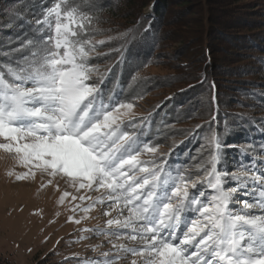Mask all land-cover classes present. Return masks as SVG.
I'll use <instances>...</instances> for the list:
<instances>
[{
    "label": "snow or ice",
    "instance_id": "1",
    "mask_svg": "<svg viewBox=\"0 0 264 264\" xmlns=\"http://www.w3.org/2000/svg\"><path fill=\"white\" fill-rule=\"evenodd\" d=\"M96 7L92 0H50L32 35L17 37L19 47L0 45V150L26 169L7 175L21 181L39 173L47 177L42 188L55 182L58 191L63 180L74 190L57 201L70 205L67 223L80 225L97 209L107 217L102 228L79 229L78 242L104 237L110 250L101 258L65 257L74 264H264V119L238 116L229 125L225 116L221 133L214 92L217 128L209 124L198 150L206 156L195 172L173 169L160 159L172 150L159 153L144 121L132 116L133 100L106 95L109 77L93 59L119 49L101 52L106 41H94ZM142 20L150 31L152 11ZM253 124L259 141L250 135ZM233 129L243 146L226 141Z\"/></svg>",
    "mask_w": 264,
    "mask_h": 264
},
{
    "label": "trees",
    "instance_id": "2",
    "mask_svg": "<svg viewBox=\"0 0 264 264\" xmlns=\"http://www.w3.org/2000/svg\"><path fill=\"white\" fill-rule=\"evenodd\" d=\"M175 1L184 14L189 10L186 15L194 14V11H198L200 15L197 28L184 31L183 36L185 44L193 43L191 49L199 46L197 48L201 59L192 62V65L188 62L180 66H196L192 74L187 72L188 77L182 79V83L186 84L183 96L200 90L199 98L204 105H201L197 114L205 116L201 126L205 125L199 129L195 127V138L191 136L183 140L168 158V164L173 169L176 166L184 169V165L189 164L192 159L200 130H208L209 124L217 128V122L212 120L217 111L212 99L214 92L218 97L221 133L225 127V116L229 117L228 124L231 118L238 116L254 121L264 119V0H92L97 6L93 10L96 21L93 27L97 32L94 38L108 37L106 44L101 46V51L119 49V52H111L109 56L103 57L108 63L104 73H107L110 80L106 95L109 91H115L122 100L127 80L140 65L145 67L151 64V61L145 60L152 51H157L160 40L169 32L166 31L169 19L164 17ZM49 2L50 0H0V45H4L5 50L19 47L20 39L17 37L23 39L26 35H32L30 29L34 26V20ZM216 2L225 7L215 10L212 4ZM147 8L152 9L154 22L151 30L145 32L148 21L142 20V17L146 15L144 12ZM177 20L175 16L173 21ZM218 42L221 44L216 46ZM224 61L228 64L224 65ZM184 74L186 73L182 75L185 76ZM247 84V90L241 91ZM238 91L245 94L240 95ZM235 98L238 101L232 103ZM165 102L166 100L163 103ZM159 109L161 110L158 107L156 112ZM157 114H149L145 119L144 132L149 134L146 138L151 139L150 134L155 127L152 135L158 134L159 122L154 123L153 119ZM166 114L167 111L163 116ZM162 124L163 121H160L159 125ZM250 135L253 139L260 140L262 132L258 124L252 125ZM226 141L244 144L239 129H233V134L226 137ZM0 264L10 263L0 257Z\"/></svg>",
    "mask_w": 264,
    "mask_h": 264
},
{
    "label": "rangeland",
    "instance_id": "3",
    "mask_svg": "<svg viewBox=\"0 0 264 264\" xmlns=\"http://www.w3.org/2000/svg\"><path fill=\"white\" fill-rule=\"evenodd\" d=\"M193 2L196 3V1ZM176 3L175 1L174 5L169 7L164 17L169 19L166 23V31L169 32L160 40L157 51H152L145 60L151 61V64L145 67L140 65L138 70L135 68L136 72L126 82L125 95L122 99L133 100L135 107L132 116L136 121L145 122L149 114L156 115L158 113L156 118H153L154 123L163 121V124L159 125L158 123L156 133L159 134L152 135L155 127L151 131L150 138L154 143L160 144L159 153H169L170 149L173 153L183 140L192 136L185 135V133L195 132L194 128L201 125L205 119L201 113L197 114L201 105H204V102L199 98L200 90L186 97L183 96L186 84L182 83V79L188 77L187 72L192 74L196 66H180L188 62H191L192 65V62L195 63L201 59L197 48L199 46L191 49L190 46L193 43L185 44L183 36L184 31L197 28V20L200 15L198 11L186 15L189 10L184 14ZM212 7L215 10H220L225 6L216 2V4H212ZM150 10L152 11L151 8H147L144 13L148 14ZM175 16L178 18L177 22L173 21ZM107 39L108 37H96L94 41ZM220 44L218 42L216 46ZM103 57L93 59L100 74H104L108 65ZM231 63L233 62L231 61ZM223 64L228 63L224 61ZM183 73H186L185 76L182 75ZM98 79L99 76L93 75V81ZM262 81L264 82V80ZM247 88L248 84L244 85L241 91H246ZM233 93L231 92V94ZM237 93L245 94V92L239 91ZM136 96L142 98L134 100L133 98ZM165 100L166 102L163 103ZM237 101L235 98L232 103ZM158 107L161 110L156 112ZM166 111V116H163ZM232 123L231 118L229 124L232 125ZM166 125H171V127H166ZM212 128L215 129V125ZM129 131H133V129H129ZM200 131V137L194 144L196 148L192 152V159L189 164L184 165V169L189 172H195V165L200 162L201 156H206L198 150L211 133L209 129L204 131L202 128ZM240 145L243 146L242 143ZM168 158L167 156L160 157L167 161ZM140 159H147V156H141ZM8 171L19 174L26 169L17 163L14 154L0 150V257L2 259L10 264H74V259L66 260L65 257L73 258L75 254V258L79 259L101 258V253L110 250L111 245L104 237H93L78 242L79 229L96 228L97 226L102 228L107 217H103L97 209L91 213L92 219L85 220L80 225L67 223V217L72 214L69 211L70 205L67 200L64 205H58L57 201L63 191L73 192L74 190L68 187L63 180L59 181L60 189L58 191L55 182L42 188V180L46 182L47 177L42 178L39 173L36 174L35 179L15 181L14 177L7 175ZM92 195L95 196L98 193L93 192ZM57 213L60 215L57 216ZM85 235L90 236L91 234L85 233ZM120 242L124 241H118V243ZM127 243L129 246L133 244L131 241H127ZM97 244L101 247L93 251L91 246ZM121 264H130V262L125 260Z\"/></svg>",
    "mask_w": 264,
    "mask_h": 264
}]
</instances>
